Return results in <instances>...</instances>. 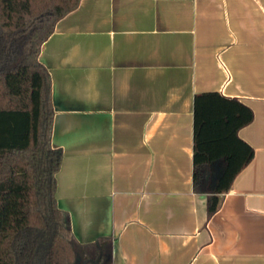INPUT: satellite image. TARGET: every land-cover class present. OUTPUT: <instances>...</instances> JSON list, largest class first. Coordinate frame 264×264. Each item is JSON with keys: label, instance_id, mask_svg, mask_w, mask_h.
I'll return each instance as SVG.
<instances>
[{"label": "crops", "instance_id": "0c3cea01", "mask_svg": "<svg viewBox=\"0 0 264 264\" xmlns=\"http://www.w3.org/2000/svg\"><path fill=\"white\" fill-rule=\"evenodd\" d=\"M38 61L77 244L109 239L112 264H264V0H80ZM210 92L252 111L253 158L208 217L193 99Z\"/></svg>", "mask_w": 264, "mask_h": 264}, {"label": "trees", "instance_id": "16d2710c", "mask_svg": "<svg viewBox=\"0 0 264 264\" xmlns=\"http://www.w3.org/2000/svg\"><path fill=\"white\" fill-rule=\"evenodd\" d=\"M79 2L0 0V264H112L111 241L77 244L55 199L62 153L50 145V77L38 55ZM252 120L237 99L194 96L193 190L206 195L208 217L253 158L238 136Z\"/></svg>", "mask_w": 264, "mask_h": 264}, {"label": "rangeland", "instance_id": "374dc122", "mask_svg": "<svg viewBox=\"0 0 264 264\" xmlns=\"http://www.w3.org/2000/svg\"><path fill=\"white\" fill-rule=\"evenodd\" d=\"M4 202H6V199L0 198V204L4 206ZM4 213H5V211H3V209H2V214H1L2 218H5V217H3V216H5ZM14 226L16 227V226H18V224L10 225V227H12V228H14Z\"/></svg>", "mask_w": 264, "mask_h": 264}]
</instances>
